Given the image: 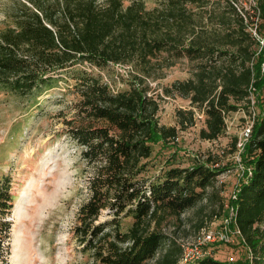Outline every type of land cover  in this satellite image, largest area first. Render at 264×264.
I'll use <instances>...</instances> for the list:
<instances>
[{"label": "trees", "instance_id": "trees-1", "mask_svg": "<svg viewBox=\"0 0 264 264\" xmlns=\"http://www.w3.org/2000/svg\"><path fill=\"white\" fill-rule=\"evenodd\" d=\"M254 2L256 20L236 0L13 2L12 25L0 29V87L32 99L60 81L72 82L67 91L73 114L58 115L86 174L88 198L78 210L74 235L95 261L178 264L182 246L162 223L203 200L222 170L209 158L145 178L152 146L174 142L178 133L158 122L159 103L149 84L186 59L191 77L164 87V94L187 98L202 112L201 139L220 137L226 115L264 88V55L257 53L259 40L251 32L261 34L264 0ZM111 66L126 70L121 82L127 89L115 90V80L104 79ZM257 98L260 112L243 153L251 173L229 200L235 217L228 227L239 230L248 250L237 264H264V97ZM177 119L178 129L185 130L193 125L194 112L178 110ZM10 189L3 177L0 264H10ZM102 211L109 219L98 222ZM125 218L131 224L122 230ZM190 264L232 263L204 256Z\"/></svg>", "mask_w": 264, "mask_h": 264}, {"label": "rangeland", "instance_id": "rangeland-1", "mask_svg": "<svg viewBox=\"0 0 264 264\" xmlns=\"http://www.w3.org/2000/svg\"><path fill=\"white\" fill-rule=\"evenodd\" d=\"M14 1L0 0V29L12 25L8 14L13 10ZM18 1L27 3V0ZM236 1L238 6L256 18L252 13L254 0ZM260 22L256 21V25ZM251 32L259 40V45L255 46L257 53L264 55V26L260 35L253 28ZM103 76L107 81L110 78L115 80L112 85L115 90L127 89L121 82L127 77L123 67L111 66L109 74ZM189 77L190 65L186 59H181L167 71L163 80L149 84V94L159 103L158 122L164 126H175L178 133L174 142L152 146L144 174L145 178H149L169 168H186L198 160L209 158L222 170L212 185L206 188L203 200L162 223V230L180 244L193 242L203 227L214 233L223 231L224 215L231 211L229 200L236 195L249 171L251 173L243 158L250 138L242 151H236L235 143L237 138L242 137V130L251 122L253 126L259 115L257 95L260 99L264 97V88L259 93L252 91L247 102L240 103L237 111L226 115L224 133L215 140H203L199 136L205 126L202 112L190 105L187 98L176 94L165 95L163 91L172 82ZM71 83L60 81L57 87L45 90L32 99L19 97L0 87V180L3 177L9 179L14 196L8 218L12 222L10 264H100L90 251L82 250L74 235L78 210L87 200L88 190L79 149L63 135V116L58 115V112H63L67 119L73 114L69 109L73 96L67 91ZM178 110H193V125L179 130ZM108 219L107 211H102L98 222ZM201 222L203 225L199 227ZM130 224L131 219L125 218L121 229H127ZM13 233L18 244L17 256L12 261ZM202 250V257L211 256L232 264L243 262L248 255L240 238L229 232L226 241L209 244ZM153 261L148 264H153ZM178 264L183 263L179 261Z\"/></svg>", "mask_w": 264, "mask_h": 264}, {"label": "built area", "instance_id": "built-area-1", "mask_svg": "<svg viewBox=\"0 0 264 264\" xmlns=\"http://www.w3.org/2000/svg\"><path fill=\"white\" fill-rule=\"evenodd\" d=\"M251 130H252V122H251V125H247L242 130L241 132L242 137L237 138L236 143H235L236 151H240L241 149H243L247 140L250 138ZM249 176H250V171H249ZM232 198L234 199L235 195H233ZM234 217H235V213L231 209L229 216L227 218H224L225 225L223 226L222 232L214 233L208 230L207 228L203 227L197 232L193 242L188 243V244H181L182 254H181L179 261L183 264H188V263L194 262L195 260L199 258H202L203 247L205 248L207 245L215 243V242L226 241L228 238V232L240 237V232L236 227L232 230H230L228 227V223L231 220H233Z\"/></svg>", "mask_w": 264, "mask_h": 264}, {"label": "bare ground", "instance_id": "bare-ground-1", "mask_svg": "<svg viewBox=\"0 0 264 264\" xmlns=\"http://www.w3.org/2000/svg\"><path fill=\"white\" fill-rule=\"evenodd\" d=\"M16 212V211H15ZM17 236L15 235V233H13V236H12V239H11V246H12V261L15 259V257L17 256V244H18V241H17ZM10 261H11V258H10ZM13 264V263H11ZM16 264V263H15Z\"/></svg>", "mask_w": 264, "mask_h": 264}]
</instances>
